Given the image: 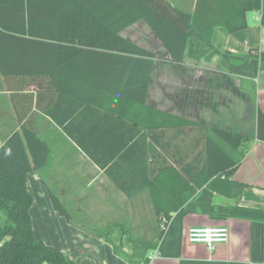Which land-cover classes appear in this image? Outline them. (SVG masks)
Instances as JSON below:
<instances>
[{"label": "trees", "instance_id": "trees-1", "mask_svg": "<svg viewBox=\"0 0 264 264\" xmlns=\"http://www.w3.org/2000/svg\"><path fill=\"white\" fill-rule=\"evenodd\" d=\"M214 1L197 0L193 12H184L170 0H0V85L17 79L22 87L33 84L34 90V95L22 93L30 100L28 108L16 109L20 131L11 133L0 146V211L5 215L0 226V264H77L33 233V198L26 189V173L45 164L48 146L38 137L31 114L44 112L55 118L48 107L39 104L41 97L128 99L112 102L105 109L108 115L117 117L119 126L133 129L121 148L130 144L131 150L144 143L143 149L135 151L143 155L135 172L145 180L144 187L149 191L158 240L172 213L181 211L198 188L205 185L221 195L230 194L231 176L243 154L240 147L252 137L264 142V109H257L251 136L225 127H210L149 104L154 54L120 33L143 20L170 60L181 64L191 32L210 41L215 26H222L228 33L248 26L245 14L252 8L251 0ZM261 22L264 24V15ZM250 51H256L253 64L263 70L264 50ZM32 97H36L35 108H31ZM74 103L75 108L105 106V102L97 101ZM57 122L70 139L99 162L87 144L95 143L94 125L75 135L63 121ZM185 126L196 128L203 143L195 154L196 160L182 167L156 165L159 151L145 142L147 136L157 146L159 129ZM119 187L127 195L132 194L123 185ZM50 201L68 220L63 203L53 193ZM230 214L264 221L262 209L235 207Z\"/></svg>", "mask_w": 264, "mask_h": 264}, {"label": "crops", "instance_id": "crops-1", "mask_svg": "<svg viewBox=\"0 0 264 264\" xmlns=\"http://www.w3.org/2000/svg\"><path fill=\"white\" fill-rule=\"evenodd\" d=\"M170 2L181 11L193 12L197 0H170ZM221 2L222 0L214 1L215 4ZM251 3V10L245 14L248 26L244 29L228 33L222 26H215L210 41H204L195 32H191L185 48L184 62L181 64L172 61L170 63L168 52L143 20L120 33L126 37L125 30L134 32L142 29L143 33L147 30L151 37L159 42V48L163 49L169 59V62L160 66V76L163 80L173 76L171 70L176 68L190 71L205 69L219 70L221 73L233 76L239 84L243 80L250 85L254 84L256 90L258 89V95L263 97H256V92L254 97H249L250 119H247L246 97H242L243 100L239 97L241 100L240 110L238 109L241 112L238 114L239 126L232 128L236 132L253 136L257 109L258 107L264 109V69H259L253 64L256 51L250 49L264 50V24L261 22L264 15V0H251ZM141 46L154 52L144 44ZM234 68L235 73L231 72ZM169 69L171 74L168 73ZM1 84L0 146L11 133L20 131V120L16 109H27L30 102L22 93L34 95L33 84L22 87L17 79H11L9 84L2 81ZM149 94L150 87L147 97L149 104L183 118L202 120L206 116L220 112L219 109L216 111L213 107L204 106L206 97L195 95L182 97L179 92H174L172 97H157L152 100ZM35 98L32 97L31 108H35ZM121 100L128 99L126 97L38 99L39 104L48 107L55 118L44 112L31 114V123L34 124L38 137L48 146L45 164L37 169L32 168L26 173V189L34 199L36 196L39 197L42 204V214L39 210L36 211L42 219L40 232L36 231L39 218L32 220L34 236L57 247L77 264H80L79 261L68 252V248L59 246L58 242H51L52 238L60 241V234L55 231V227L51 229L52 220L59 225V230L67 233L69 238L71 236L74 242L84 245L96 242L104 246L111 245L109 247L113 252L116 253L118 250L127 260L131 259L137 264L147 262L150 252H156V257L150 261V264H264V221L230 214L231 209L235 207L264 210V142L252 137L240 147L243 154L231 176L232 185L228 196L221 195L205 185L198 188L183 204L181 211L172 213L158 240L156 236L158 223L149 191L144 187L145 180L137 177L135 172L143 157L138 155L140 152L135 151L143 149L144 143L131 147V150L128 147L130 144L126 148H121L123 139H126L133 129L119 126L117 117L108 115L105 109L111 107L112 102L119 103ZM75 101L105 102V106L90 104L75 108ZM222 104L224 106V103ZM116 105L113 104L114 107ZM29 115L26 114L25 117ZM58 119L67 124V128L75 135L92 125L95 126V143L87 144L89 151H93L99 162L90 158L68 137L58 124ZM158 133L157 146L150 136H147L145 141L158 149L156 163L158 166H166L168 163L182 167L196 160L195 154L203 146L199 141L198 130L192 126L163 128V131L159 129ZM91 137L93 139V136ZM28 174L30 178L27 177ZM120 184L132 194L127 195L119 187ZM50 193L63 203L69 215L68 220L54 209L50 201ZM144 213L151 221L142 218ZM4 217V213L0 211V226ZM211 225H225L229 231L228 240L216 244L214 250H208L203 243H191L187 240L188 228ZM103 230L107 232L98 235L95 233ZM44 233L47 236H43Z\"/></svg>", "mask_w": 264, "mask_h": 264}, {"label": "rangeland", "instance_id": "rangeland-1", "mask_svg": "<svg viewBox=\"0 0 264 264\" xmlns=\"http://www.w3.org/2000/svg\"><path fill=\"white\" fill-rule=\"evenodd\" d=\"M124 34L126 35V37L135 40V42L140 43L141 45L144 44L154 51L153 54L155 67L153 71V80L151 81L150 85L149 97H151L152 100L156 99L157 97H172L171 95H173L172 93L174 92H179L182 97H191L192 95H195L196 97H206L204 106H206V108L213 107V109H216V111L218 109V111H220L216 115L213 114L202 118V120L199 119L200 121H204V123L207 122L208 124H210L208 125L205 123L210 127L224 126L225 128H228L230 130H233L232 128L234 127L237 128V126H239L238 114L241 113L240 111H238L241 104V100L239 99V97H241L242 100V97H246V108L248 110L247 119H250L251 109V100L249 99V97H254L255 92L256 97H263V95H258V89L256 90L257 87L254 86V84L250 85L248 84L249 82H245L244 80L241 82V84H239V81L235 80V77L229 76L223 72L221 73V71L219 70L200 69V71H190L187 69L176 68L174 70H171L173 76H171L170 78L168 77V80H163L162 76H160V66L162 64H166V62H169V59L167 58L165 52H163V49L159 48V42H157L154 37H151V34L147 30L145 33L142 32V29H137L134 32L125 30ZM235 70L236 69L234 68L233 70H231V72L235 73ZM171 72L169 69L168 73L171 74ZM222 103H224V106ZM168 105L170 106L169 103ZM27 177L30 178V174H28ZM31 206V218L32 220L33 218H39L38 225L36 224L37 226H35L36 231L40 232V224H42L40 215L42 214V204L40 198L37 196L35 197V199L33 198ZM38 210L40 213L39 215L36 212ZM142 218L146 221H151L146 213L142 214ZM54 227L56 229L55 231L60 234V241H56V239H53L51 235V240H53L51 242H58L59 246L68 248V252H71V254H73V256L79 261L80 264H137V262L135 263L131 259L127 260L124 255H122V253L118 250L116 251L117 254L113 252L109 247L111 245L104 246L102 243L98 242L90 245H84L79 242H74L73 238L71 236L69 238L67 236V233L59 230V225L56 224L54 220H52L51 229H53ZM105 232L107 231H96L95 233L98 235L99 233L101 234ZM157 233L158 230L156 232V236ZM43 236H47L46 233H44Z\"/></svg>", "mask_w": 264, "mask_h": 264}, {"label": "built area", "instance_id": "built-area-1", "mask_svg": "<svg viewBox=\"0 0 264 264\" xmlns=\"http://www.w3.org/2000/svg\"><path fill=\"white\" fill-rule=\"evenodd\" d=\"M229 231L225 225L211 226H192L188 228L186 237L191 243H203L208 250L212 251L218 243H224L228 240ZM156 257V252H150L147 256V262L140 264H150V261Z\"/></svg>", "mask_w": 264, "mask_h": 264}]
</instances>
